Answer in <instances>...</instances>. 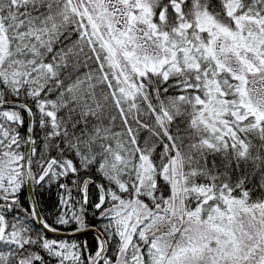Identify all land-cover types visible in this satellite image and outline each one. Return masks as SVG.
I'll use <instances>...</instances> for the list:
<instances>
[{
    "label": "snow or ice",
    "instance_id": "obj_1",
    "mask_svg": "<svg viewBox=\"0 0 264 264\" xmlns=\"http://www.w3.org/2000/svg\"><path fill=\"white\" fill-rule=\"evenodd\" d=\"M0 264H264V0H0Z\"/></svg>",
    "mask_w": 264,
    "mask_h": 264
},
{
    "label": "trees",
    "instance_id": "obj_2",
    "mask_svg": "<svg viewBox=\"0 0 264 264\" xmlns=\"http://www.w3.org/2000/svg\"><path fill=\"white\" fill-rule=\"evenodd\" d=\"M29 196V192L27 190V186L24 189V199H27ZM57 199V190L56 187L53 186L50 191H46L44 193V201L49 202V201H55ZM80 239H87L91 240L92 239V234L84 235V236H79Z\"/></svg>",
    "mask_w": 264,
    "mask_h": 264
},
{
    "label": "water",
    "instance_id": "obj_3",
    "mask_svg": "<svg viewBox=\"0 0 264 264\" xmlns=\"http://www.w3.org/2000/svg\"><path fill=\"white\" fill-rule=\"evenodd\" d=\"M27 190H28L29 195H30V189L28 188V186H27ZM88 234H90V233H86V234H84V235H88ZM84 235H81V236H84Z\"/></svg>",
    "mask_w": 264,
    "mask_h": 264
}]
</instances>
